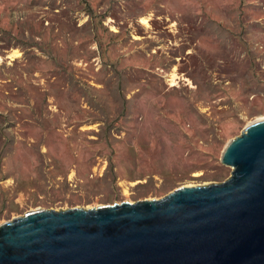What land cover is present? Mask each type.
<instances>
[{
    "label": "rangeland",
    "instance_id": "1",
    "mask_svg": "<svg viewBox=\"0 0 264 264\" xmlns=\"http://www.w3.org/2000/svg\"><path fill=\"white\" fill-rule=\"evenodd\" d=\"M264 118V0H0V223L226 179Z\"/></svg>",
    "mask_w": 264,
    "mask_h": 264
},
{
    "label": "water",
    "instance_id": "2",
    "mask_svg": "<svg viewBox=\"0 0 264 264\" xmlns=\"http://www.w3.org/2000/svg\"><path fill=\"white\" fill-rule=\"evenodd\" d=\"M230 175L160 198L34 209L0 223V264H264V119L223 147Z\"/></svg>",
    "mask_w": 264,
    "mask_h": 264
},
{
    "label": "bare ground",
    "instance_id": "3",
    "mask_svg": "<svg viewBox=\"0 0 264 264\" xmlns=\"http://www.w3.org/2000/svg\"><path fill=\"white\" fill-rule=\"evenodd\" d=\"M261 119H264V118H261ZM258 120H260V119H258Z\"/></svg>",
    "mask_w": 264,
    "mask_h": 264
}]
</instances>
